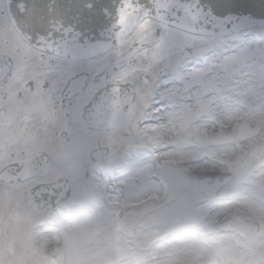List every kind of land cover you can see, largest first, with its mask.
Here are the masks:
<instances>
[{"label": "snow or ice", "instance_id": "1", "mask_svg": "<svg viewBox=\"0 0 264 264\" xmlns=\"http://www.w3.org/2000/svg\"><path fill=\"white\" fill-rule=\"evenodd\" d=\"M101 2L0 36V264H264V0Z\"/></svg>", "mask_w": 264, "mask_h": 264}, {"label": "water", "instance_id": "2", "mask_svg": "<svg viewBox=\"0 0 264 264\" xmlns=\"http://www.w3.org/2000/svg\"><path fill=\"white\" fill-rule=\"evenodd\" d=\"M87 2L89 0H13L12 9L20 30L23 29L25 34L33 18L40 13L54 22L57 28L63 23H72L82 31L98 33L109 23L100 11L103 3L96 0L97 7L89 11L84 7ZM50 4L53 6L52 11L48 8ZM60 34L57 31V40L60 39Z\"/></svg>", "mask_w": 264, "mask_h": 264}, {"label": "flooded vegetation", "instance_id": "3", "mask_svg": "<svg viewBox=\"0 0 264 264\" xmlns=\"http://www.w3.org/2000/svg\"><path fill=\"white\" fill-rule=\"evenodd\" d=\"M6 1L0 0V36H11L16 32L6 12Z\"/></svg>", "mask_w": 264, "mask_h": 264}, {"label": "rangeland", "instance_id": "4", "mask_svg": "<svg viewBox=\"0 0 264 264\" xmlns=\"http://www.w3.org/2000/svg\"><path fill=\"white\" fill-rule=\"evenodd\" d=\"M257 113H258V112H257ZM257 113L254 114V118H255V120L260 118V116H258Z\"/></svg>", "mask_w": 264, "mask_h": 264}]
</instances>
